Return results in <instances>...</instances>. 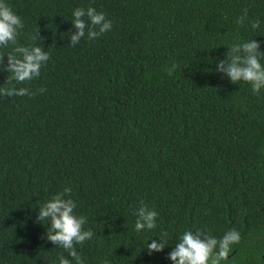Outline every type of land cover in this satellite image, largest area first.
<instances>
[{"label":"trees","instance_id":"1","mask_svg":"<svg viewBox=\"0 0 264 264\" xmlns=\"http://www.w3.org/2000/svg\"><path fill=\"white\" fill-rule=\"evenodd\" d=\"M5 2L24 24L18 45L50 59L15 84L35 95L0 96V264H75L36 222L65 187L94 233L76 245L84 264H173L179 236L197 229L239 232L222 264H264V90L215 71L234 43L256 39L264 51V0ZM77 7L103 12L111 30L89 40L86 29L72 46ZM13 47L0 48V87L12 86ZM142 201L157 227L137 233ZM162 231L169 245L148 255Z\"/></svg>","mask_w":264,"mask_h":264},{"label":"clouds","instance_id":"2","mask_svg":"<svg viewBox=\"0 0 264 264\" xmlns=\"http://www.w3.org/2000/svg\"><path fill=\"white\" fill-rule=\"evenodd\" d=\"M246 20L247 10L237 18L236 23L243 26ZM71 22L75 29V32L70 34L72 46L77 45L85 37L86 29L87 38L93 40L112 28V21L108 20L103 12H97L93 7L74 9ZM250 26L253 30L258 29L260 21L253 20L250 22ZM23 27L21 18L13 12L5 0H0V48L8 47L9 44L14 46L12 51L6 54L8 56L7 72L10 75L6 78L5 85L12 86L0 87V96L31 97L35 95L36 93L30 92L27 87L18 89L15 84H23L38 78L41 67L50 59L49 53L39 46L18 45L17 36ZM227 48L229 50L224 54L225 58L217 62L215 71L223 74L222 78H228L234 85L240 82L249 84L252 93L259 95L261 90H264V65L260 62L261 54L264 51L260 50V43L256 39H252L234 43ZM4 56V54H0V63L3 62ZM178 67L179 65L173 63L172 67L168 69V74L172 75ZM37 91L43 92L45 89L40 88ZM76 207V201L71 198V188L65 187L62 192L53 195L39 207L36 222L44 225L43 222L47 221V233L43 237L46 242H51L56 247L67 251L75 264H84L76 251V245H82L85 241L91 240L94 233L90 229L84 230L87 218L77 216L75 214ZM134 215L136 216L135 231L137 233L157 227V211L143 201ZM159 237V242L152 239L151 243H147L148 255L163 251L165 246L169 245L167 231H162ZM240 239V234L235 229L228 230L220 239L199 229L195 233L188 230L179 236L178 242L168 254V258L173 264H222V261L229 258L232 245L238 244ZM59 264H71V261L61 256Z\"/></svg>","mask_w":264,"mask_h":264}]
</instances>
